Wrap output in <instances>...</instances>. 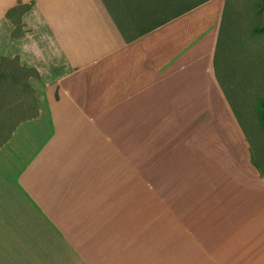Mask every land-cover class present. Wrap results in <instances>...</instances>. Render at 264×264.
I'll return each instance as SVG.
<instances>
[{
    "label": "crops",
    "instance_id": "crops-1",
    "mask_svg": "<svg viewBox=\"0 0 264 264\" xmlns=\"http://www.w3.org/2000/svg\"><path fill=\"white\" fill-rule=\"evenodd\" d=\"M157 2L0 0V57L40 74L0 145V264H264V145L218 65L227 0Z\"/></svg>",
    "mask_w": 264,
    "mask_h": 264
},
{
    "label": "rangeland",
    "instance_id": "rangeland-1",
    "mask_svg": "<svg viewBox=\"0 0 264 264\" xmlns=\"http://www.w3.org/2000/svg\"><path fill=\"white\" fill-rule=\"evenodd\" d=\"M165 1L171 4L180 0ZM197 1L199 0L185 2ZM263 2L264 0H227L218 54L220 75L228 85L233 104L249 136L255 142L256 152L259 153L264 145V127L259 110L260 99L264 97V7L261 5ZM172 11V8L167 7L161 10L163 14ZM15 67V63L0 61V145L24 116L35 112L33 92L25 84L26 75ZM12 70L15 71V78L7 74ZM230 84L235 87L229 86ZM251 85L253 88L249 92ZM248 95L252 99L250 118L244 115V101L237 100L238 97L244 100ZM134 185L136 183H133L131 190L132 194L137 196L135 199L137 203L140 189ZM148 190L150 192L147 191V195H151V190L149 188ZM115 205H118L117 201ZM156 218L157 216H152L150 220Z\"/></svg>",
    "mask_w": 264,
    "mask_h": 264
},
{
    "label": "trees",
    "instance_id": "trees-1",
    "mask_svg": "<svg viewBox=\"0 0 264 264\" xmlns=\"http://www.w3.org/2000/svg\"><path fill=\"white\" fill-rule=\"evenodd\" d=\"M157 1L158 2H157L155 11L158 12V10H160V12H161L162 9L167 7V8H172L173 9V11L171 13H181V12L193 7L194 5H196L201 0H199L197 2H192V3H189V2L186 3L185 2L186 0H180L177 3L176 2H172L171 4H167L168 1H165V0H157ZM183 1H184V3L182 4ZM31 5H32L31 3L19 2L16 6L10 8L8 10L7 16L14 22V25H15L14 30L12 31V37L13 38L21 37L26 32V30L24 29V24L22 23V20H21V16H22L23 13H25L27 10H29L31 8ZM261 5H262V7H264V2L261 3ZM0 61H8V62H11V63H15L16 64L15 68L17 70H19L20 72L25 73L26 78H27L25 84L29 88H31L30 84L28 82L29 77H32V76L38 77V76H40L38 70L35 67H29V66H27L25 64H21L18 56L14 57V58H8V57L1 56L0 57ZM2 74H5V73H2ZM7 74H9L12 78H15V71L12 70V71L8 72ZM34 103H35L34 115H36L37 114V104H36V98L35 97H34ZM259 110H260V113H261L260 114V120H261V123L263 124V127H264V97L260 99ZM8 138H6V140Z\"/></svg>",
    "mask_w": 264,
    "mask_h": 264
}]
</instances>
